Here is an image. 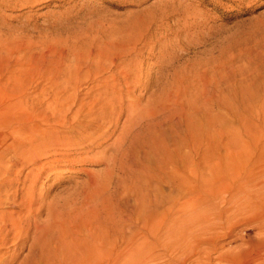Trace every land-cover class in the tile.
<instances>
[{
	"label": "rangeland",
	"instance_id": "1",
	"mask_svg": "<svg viewBox=\"0 0 264 264\" xmlns=\"http://www.w3.org/2000/svg\"><path fill=\"white\" fill-rule=\"evenodd\" d=\"M53 94L0 133V264H263L264 0H0V112Z\"/></svg>",
	"mask_w": 264,
	"mask_h": 264
},
{
	"label": "bare ground",
	"instance_id": "2",
	"mask_svg": "<svg viewBox=\"0 0 264 264\" xmlns=\"http://www.w3.org/2000/svg\"><path fill=\"white\" fill-rule=\"evenodd\" d=\"M62 96L60 94H53L51 96L52 98H50V99L48 98L49 100L46 97L47 100H46L45 103H46V107H48V109H50V115H48V116H40L37 119V121H39L40 123L41 122L44 123V124L41 123V125H44V127L40 128V129H38V127L41 126V125H37V126H31L30 125L29 126V124H26L27 125L26 126L25 124H22L21 121H19L14 116V114L3 112V111L0 112V133H2V139H8V138H12L13 139V134L16 131H20V133H24V134L28 133L29 136H31V137L35 135L36 137L39 136L40 138H46L47 136L52 135L53 130H55L57 127H55V126H53L51 124L46 126L45 124L49 123L50 120H52V121L55 120V123L59 124V125H63L64 124L65 117H66V112H67V109H68V105H63ZM78 112H80L79 109H77L73 113L77 115ZM50 117H52V119H50ZM75 117H77V116H75ZM66 131H68V130H66ZM21 138L23 139V137H21ZM50 138H51V136H50ZM8 147H10V146H8ZM53 161H58V160L55 159ZM40 170H42V169H40ZM262 256H264V252L260 253V255L257 258L258 259L262 258ZM261 260H262V262L264 264V258L261 259Z\"/></svg>",
	"mask_w": 264,
	"mask_h": 264
}]
</instances>
